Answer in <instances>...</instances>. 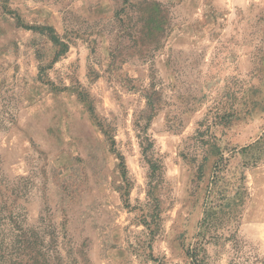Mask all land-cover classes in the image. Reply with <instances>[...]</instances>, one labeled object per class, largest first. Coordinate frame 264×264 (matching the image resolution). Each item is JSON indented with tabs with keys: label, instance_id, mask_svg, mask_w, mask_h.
<instances>
[{
	"label": "rangeland",
	"instance_id": "374dc122",
	"mask_svg": "<svg viewBox=\"0 0 264 264\" xmlns=\"http://www.w3.org/2000/svg\"><path fill=\"white\" fill-rule=\"evenodd\" d=\"M0 193L77 264H264V0H0Z\"/></svg>",
	"mask_w": 264,
	"mask_h": 264
},
{
	"label": "trees",
	"instance_id": "16d2710c",
	"mask_svg": "<svg viewBox=\"0 0 264 264\" xmlns=\"http://www.w3.org/2000/svg\"><path fill=\"white\" fill-rule=\"evenodd\" d=\"M125 7H128V4H124L123 7L115 12L116 21L122 25L125 23V16L128 12L125 11ZM127 17V16H126ZM127 22V21H126ZM35 30L45 34L49 37L54 46L57 47V50L54 54V58L50 63H54L61 55L65 54L68 51V44L61 40V38L56 34L52 27H38ZM135 36H133L134 38ZM117 47L112 46L110 54L111 61L110 65L114 63L115 60H126V51L125 53L117 52ZM118 53V54H117ZM122 54V55H121ZM124 54V55H123ZM49 65H40L39 66V78L45 75V70ZM48 83L54 87V83L48 81ZM78 97L82 100H86L88 94L84 89H76ZM146 99L145 103V112H149L146 116L147 121L155 114L158 107H156V102L153 100L151 93L146 91L144 93ZM91 109V104H90ZM141 117V116H140ZM147 125V124H146ZM147 127V126H144ZM143 127V129H144ZM146 142L141 141L140 147L142 153L146 154L153 146L152 141L147 137L145 138ZM149 164V183H148V205L152 207L147 214H144L143 223L146 225L149 233L148 235L154 237L158 232V222L156 220L159 218L160 207L159 202L153 197V190L155 184L158 181V176L160 173L161 165L156 161H147ZM217 166V165H216ZM215 173L213 175L212 184L215 183L216 178ZM124 196L128 195V189L124 190ZM152 196V197H151ZM206 210L210 211L213 207V199L208 200L206 198ZM16 198L12 196H4L3 193H0V264H77V257L73 255L72 248L66 249L65 253L62 254L61 249L59 248L61 242H59V233H63L64 229L58 232L55 226L50 227H36L28 226L24 224V213L17 209ZM206 211V215L202 221L203 224L207 222L209 214ZM65 233V232H64ZM62 238H65L64 234ZM63 244V243H62ZM200 244H195L192 249L187 250V256L190 259L191 264H201L200 260Z\"/></svg>",
	"mask_w": 264,
	"mask_h": 264
}]
</instances>
